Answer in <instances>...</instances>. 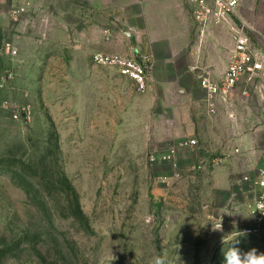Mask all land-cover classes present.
Wrapping results in <instances>:
<instances>
[{
    "label": "rangeland",
    "instance_id": "rangeland-1",
    "mask_svg": "<svg viewBox=\"0 0 264 264\" xmlns=\"http://www.w3.org/2000/svg\"><path fill=\"white\" fill-rule=\"evenodd\" d=\"M242 3L261 32L242 22L264 48V0ZM6 41L18 57L2 51ZM61 54L50 57V0H0V264H223L231 243L264 252V224L250 231L255 189L243 180L264 159V83L239 84L258 114L256 169L213 195L193 174L161 177L171 166L150 164L149 154L164 148L95 131L96 117L81 116L78 94L66 92ZM103 120L110 128L111 116ZM230 164L238 175L239 160ZM220 220L223 231H213Z\"/></svg>",
    "mask_w": 264,
    "mask_h": 264
},
{
    "label": "crops",
    "instance_id": "crops-1",
    "mask_svg": "<svg viewBox=\"0 0 264 264\" xmlns=\"http://www.w3.org/2000/svg\"><path fill=\"white\" fill-rule=\"evenodd\" d=\"M259 6L256 2L255 9ZM235 13L261 32L246 3ZM232 48L227 27L202 28L187 0H50V57L62 53L69 68L66 92L78 94L80 115L96 117L95 131L133 133L138 147L194 139V147L178 150V168L162 175L193 174L213 195L234 190L259 157L250 134L258 114L245 104L240 83L227 103L215 99L210 108L197 77L195 67L201 65L220 80ZM98 51L146 60L148 87L137 92L128 77L93 63ZM103 116H111L110 128L103 126ZM235 159L238 175L230 164Z\"/></svg>",
    "mask_w": 264,
    "mask_h": 264
},
{
    "label": "built area",
    "instance_id": "built-area-1",
    "mask_svg": "<svg viewBox=\"0 0 264 264\" xmlns=\"http://www.w3.org/2000/svg\"><path fill=\"white\" fill-rule=\"evenodd\" d=\"M187 2L191 6L192 15L199 21L202 28L223 25L227 27L233 43L231 59L220 80L214 79L208 69L203 66L195 67L199 71L197 75L199 84L206 93L210 108L215 99L227 103L230 94L240 82L246 81L255 87L263 84L264 48L252 40L244 23L234 18L235 10L241 0H187ZM21 10L16 9L14 14H18ZM2 51L11 57L19 56V48L12 41L4 42ZM92 61L97 65L112 67L119 74L131 79L137 92H143L148 87L151 65L144 59L98 51L92 54ZM11 77L13 72H8L4 78L7 80ZM243 94L246 95V91ZM21 111L23 115L29 113L26 107H22ZM195 145L194 139H186L161 151H152L149 154V162L150 164H167L175 169L178 162V150ZM244 179L246 180L247 177ZM251 182L255 189V199L249 207L250 231H257L264 224V213L257 210V204L264 203V160Z\"/></svg>",
    "mask_w": 264,
    "mask_h": 264
},
{
    "label": "clouds",
    "instance_id": "clouds-1",
    "mask_svg": "<svg viewBox=\"0 0 264 264\" xmlns=\"http://www.w3.org/2000/svg\"><path fill=\"white\" fill-rule=\"evenodd\" d=\"M257 210L264 213V203L257 204ZM211 224L213 231H223L221 220ZM233 241L239 243L236 238ZM153 264H166V258L155 257ZM223 264H264V252H258L256 248L243 252L231 243L227 250H223Z\"/></svg>",
    "mask_w": 264,
    "mask_h": 264
}]
</instances>
